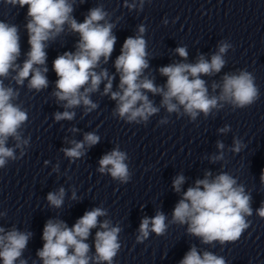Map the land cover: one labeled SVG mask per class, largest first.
I'll use <instances>...</instances> for the list:
<instances>
[{
    "label": "clouds",
    "instance_id": "clouds-1",
    "mask_svg": "<svg viewBox=\"0 0 264 264\" xmlns=\"http://www.w3.org/2000/svg\"><path fill=\"white\" fill-rule=\"evenodd\" d=\"M85 2L79 0L80 5ZM3 3L19 8L27 6L24 27L29 50L23 54L21 61L19 26L0 20V169L5 168L9 161L24 156L30 145V137H25L22 131L29 117L22 103H17L20 89L26 87L29 92L39 93L49 87L46 49L66 32L78 34L79 38L75 51H65L52 62L57 79L51 97L64 108V111L53 114L57 122L73 120L76 116L73 109L78 107L83 108L85 116L96 110L99 105L92 99V94L99 92L102 83L104 87L100 95L116 102L113 117L137 125H147L162 108L177 118L186 116L190 122H195L201 114L208 118L213 115V110L218 112L225 105L233 110L244 109L260 98L255 76L247 69L225 73L219 83L213 81L210 93L202 77L220 73L225 67V55L233 48L227 40L219 42L217 51L210 59L199 55L195 63L176 62L160 67V75L167 79L165 84L157 85L154 78L145 74L150 64L144 24L138 25L135 36L124 40L120 54L114 61L115 72L119 74L118 88L114 91L115 76L110 75L101 64H107L114 51L117 37L113 29L116 23L112 22L111 13L105 10L103 4L90 8L80 22L73 14L77 0H3ZM144 3L145 0H139L140 11ZM123 7L131 11L137 5L124 0ZM175 53L182 60H187L186 46L175 48ZM148 93L161 97L159 106L154 104ZM168 122V116L159 120L160 124ZM77 130L70 129L72 132ZM219 131L228 132L230 127L225 125ZM100 139L95 132H87L81 141L66 140L71 146L61 151L75 162L84 157L87 149L97 145ZM9 141H12L11 145ZM246 147L240 138L234 137L229 151L239 154ZM217 148L219 153L209 159L212 163L224 162L223 168L227 163L225 145L217 141ZM128 159V154L117 145L100 158L97 171L110 175L120 184H127L132 178L126 163ZM58 170V166L53 168V171ZM185 180L183 174L173 179L172 188L181 194V198L172 211L171 219L162 211H157L153 217L142 218L137 243H143L151 233L163 236L171 225H178L185 228L187 235L198 238L202 245L224 246L240 239L249 228L251 220L248 218L253 216L254 211L264 219V202L254 210L251 192L238 182V177L227 171L215 176L206 171L203 179H197L193 186L182 191ZM260 183L264 185V170ZM65 196L63 187L49 192L48 204L59 209L64 204ZM71 199H78L74 189ZM107 215V209L94 207L85 211L71 227L63 220L48 219L42 232L43 246L36 252L40 264H114L121 249L122 229L119 224L113 226L109 219H99ZM3 216H6V212L0 213V217ZM97 228L95 251L92 253V245L87 241L92 230ZM32 235L31 231H21L15 225L7 229L0 226V264H29L24 252ZM32 264H37V260H33ZM179 264H227V261L223 256L198 249L193 244Z\"/></svg>",
    "mask_w": 264,
    "mask_h": 264
}]
</instances>
